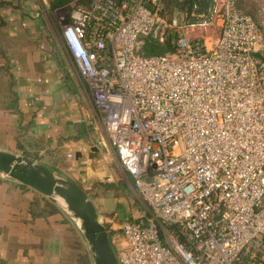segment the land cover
<instances>
[{
  "label": "built area",
  "instance_id": "2783aa9c",
  "mask_svg": "<svg viewBox=\"0 0 264 264\" xmlns=\"http://www.w3.org/2000/svg\"><path fill=\"white\" fill-rule=\"evenodd\" d=\"M167 21L162 0H72L59 36L147 208L111 237L118 264L264 259V31L236 0ZM153 36L173 49L149 55ZM70 156V154H69ZM101 220L103 225L112 223ZM112 233V232H111Z\"/></svg>",
  "mask_w": 264,
  "mask_h": 264
},
{
  "label": "crops",
  "instance_id": "0c3cea01",
  "mask_svg": "<svg viewBox=\"0 0 264 264\" xmlns=\"http://www.w3.org/2000/svg\"><path fill=\"white\" fill-rule=\"evenodd\" d=\"M44 6L46 0H0V150L26 155L78 183L100 222L114 218L106 229L143 222L147 208ZM81 242L59 205L0 175V264H81Z\"/></svg>",
  "mask_w": 264,
  "mask_h": 264
},
{
  "label": "water",
  "instance_id": "95a60500",
  "mask_svg": "<svg viewBox=\"0 0 264 264\" xmlns=\"http://www.w3.org/2000/svg\"><path fill=\"white\" fill-rule=\"evenodd\" d=\"M0 175L27 185L59 205L82 234L92 264H118L111 237L86 191L34 159L0 150Z\"/></svg>",
  "mask_w": 264,
  "mask_h": 264
},
{
  "label": "trees",
  "instance_id": "16d2710c",
  "mask_svg": "<svg viewBox=\"0 0 264 264\" xmlns=\"http://www.w3.org/2000/svg\"><path fill=\"white\" fill-rule=\"evenodd\" d=\"M72 0H50V7L51 9H56L60 6H65L67 3H69ZM81 2H87L89 0H78ZM162 3H164L163 10L164 16L167 21H170L173 19L174 13H180L183 14L180 16L176 21L179 24H194V23H200L207 21L211 13L213 11V7L215 4L214 0H162ZM69 20L68 16L64 18V22H67ZM154 41V40H153ZM161 46H157V45ZM149 50L147 51V54L154 55V54H160V51L164 47L166 49H173V45L171 43V37L170 41H166L162 44L155 41L154 43L151 42V45L148 46ZM264 52V51H263ZM256 53L255 59L257 61L258 66L260 63L264 62V53ZM84 255L81 256V264L83 260ZM258 261L256 264H264V259H261V255L259 253ZM86 264H88L86 262ZM254 264V263H253Z\"/></svg>",
  "mask_w": 264,
  "mask_h": 264
},
{
  "label": "rangeland",
  "instance_id": "374dc122",
  "mask_svg": "<svg viewBox=\"0 0 264 264\" xmlns=\"http://www.w3.org/2000/svg\"><path fill=\"white\" fill-rule=\"evenodd\" d=\"M236 2H237L239 9L243 12L250 14L256 20V22L260 25L262 30L264 31V0H236ZM67 4L65 6H60L56 9H51L50 0H46V6H44V17L46 18L49 25L53 29L55 26L58 27V23H57L58 18L67 16L68 11H69V6ZM162 5H163V7L165 6L164 3H162ZM182 15L183 14H180V13H174L173 19H175V18L178 19ZM155 41H157V40L153 36L145 38L144 39V45L142 46V48H143L142 50L145 51V53H147V51L149 50L148 46L151 45V42L154 43ZM158 43H160V42H158ZM157 46H161V45H157ZM159 48H162L160 53H163L165 51L164 47H159ZM259 71H260V75L262 77V81L264 83V62L260 63ZM260 204L262 207H264V198ZM121 219L124 220L126 218L124 216H122ZM79 233H80V231H79ZM80 237H81V241H82L81 243L83 244L85 251H86V254H83L84 257L82 260V264H86V262L88 264H92V260L90 258L89 252L87 250L86 242H85L81 233H80ZM258 255H259V252H257V251L250 252L249 254L243 255V258H242L243 264H253V263L256 264V262L258 261V257H257Z\"/></svg>",
  "mask_w": 264,
  "mask_h": 264
}]
</instances>
